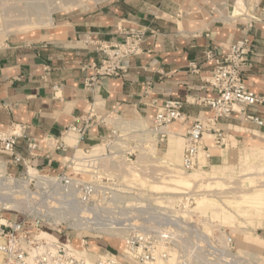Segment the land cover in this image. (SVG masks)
<instances>
[{"label": "built area", "instance_id": "1", "mask_svg": "<svg viewBox=\"0 0 264 264\" xmlns=\"http://www.w3.org/2000/svg\"><path fill=\"white\" fill-rule=\"evenodd\" d=\"M124 35L122 42L93 44L99 61L91 65L89 90L103 78L121 76L125 60L140 54L144 31L134 28ZM254 54L248 38L231 44L226 52L207 51L214 70L205 84L216 96L200 103L213 115L195 120L186 132L185 172L196 169L201 149L210 157L206 134L214 137L216 146H228L227 134L218 127L222 120L237 115L261 123L248 113L262 103L245 82ZM183 109V101L165 100L152 122L145 123L98 115L92 108L67 133L83 136L93 125L107 127L111 122L108 134L88 147L76 145L58 173L34 167L17 146L26 138L34 159L43 156L44 147L66 151L65 144L45 139L41 145L27 137L20 124L0 133V152L9 157L0 162V264H262L258 256L239 248L227 226L198 209L199 192L186 190L179 196L148 192L133 182L132 167L124 166L136 162L150 146L165 144L170 126L186 121ZM10 164L23 166L24 171L12 172ZM20 203L27 206V214L19 212ZM5 211L14 216L2 215ZM113 240L122 247H114ZM92 243L98 253L90 250Z\"/></svg>", "mask_w": 264, "mask_h": 264}, {"label": "crops", "instance_id": "2", "mask_svg": "<svg viewBox=\"0 0 264 264\" xmlns=\"http://www.w3.org/2000/svg\"><path fill=\"white\" fill-rule=\"evenodd\" d=\"M240 1L247 12L235 16ZM134 28L145 33L140 54L125 60L121 76L103 78L89 90L91 65L99 61L93 44L122 42ZM245 38L255 53L245 82L262 100L248 113L261 123L235 115L218 127L231 146L233 138L240 147L249 143L264 151V0H102L52 17L50 26L32 36L0 45V133L20 124L41 145L45 139L65 144L66 151L44 147L34 159L26 138L17 146L34 167L58 173L76 145L88 147L108 134L111 122L93 125L83 136L67 133L92 108L98 115L151 123L165 100L176 99L184 102L186 121L170 126L166 157L173 158L193 122L213 115L200 103L216 96L205 84L214 70L207 51L226 52ZM9 170L24 168L10 164Z\"/></svg>", "mask_w": 264, "mask_h": 264}, {"label": "rangeland", "instance_id": "3", "mask_svg": "<svg viewBox=\"0 0 264 264\" xmlns=\"http://www.w3.org/2000/svg\"><path fill=\"white\" fill-rule=\"evenodd\" d=\"M96 1L102 0H0V45L2 46L12 41L28 38L36 32L50 26L49 19L51 16L54 18L61 14L71 13ZM246 12L247 9L245 8L243 13L245 14ZM231 140L232 146L231 143H228L226 147H219L214 144L213 136L205 135L204 143L210 147V157L208 158L207 153L200 152L199 164L192 172L199 174L205 171L211 175L214 172H218L224 175H219L222 180L224 179L223 182L222 180L220 182H215V180L209 181L212 183L215 182L212 186L214 187L212 188L213 191L211 192L206 191L205 187L199 186L198 188L197 185L188 187L191 189H172L161 183L166 177L169 178V176L171 177L173 174L178 175L181 173L185 175L184 173H187L186 175H188L192 173L185 172L182 169V154L185 146L184 139L182 140L179 152L174 153L173 158L166 157L169 148L165 144L159 147L150 146L148 149L144 150L142 154H138L139 156L136 162L132 165L124 164V166L133 167V182L140 186L141 189L143 188L154 194H159L157 192L167 193L162 194L164 196H170V194H176L172 196H179L178 194L189 190L199 192L200 195L206 193L215 196L216 194L217 199L223 200L229 197L252 195L258 191L264 190V175H261L258 169L263 163L261 160L262 158L258 157L262 149L249 143H245L244 147H240L233 138H231ZM231 155L235 156V158L232 157L231 159ZM5 156V154L0 152V162L5 163L7 160ZM169 163H172L179 170L177 168V170L172 169ZM215 165L218 167H214ZM243 173H248V175L245 174L243 176ZM210 174L201 176V178L204 176V179H202L203 183L208 184V180L206 181V179L211 176ZM20 206L21 207L18 208L19 212L27 214V206L23 203H20ZM9 208L12 209L15 208V206L9 205ZM200 210L211 214L209 210ZM249 211L248 218L247 216L244 217V215H238L236 218L237 220H234L232 223H224V221L218 222L230 229L231 235L236 239L240 249L258 256L262 264H264V245L255 241L256 235L264 239V203L249 208ZM2 215L14 216L10 211L2 212ZM73 235L76 236L77 234L73 233ZM111 243L114 247L121 248V244ZM90 250L98 253L96 248H91Z\"/></svg>", "mask_w": 264, "mask_h": 264}, {"label": "bare ground", "instance_id": "4", "mask_svg": "<svg viewBox=\"0 0 264 264\" xmlns=\"http://www.w3.org/2000/svg\"><path fill=\"white\" fill-rule=\"evenodd\" d=\"M236 5L237 6H235L234 15L235 16H239L241 14H244L243 11L246 8L244 2L240 1ZM51 21H52V16L49 19V24L51 23ZM207 135L212 137V135H210V134H207ZM166 143H167V141H166ZM80 152L81 151L79 150L78 154H80ZM258 157L262 158L261 160L263 162L258 167V169H259L261 175L262 174L264 175V151L259 152ZM170 165L172 166V169H175V170L178 169L172 163ZM202 167H204V166H202ZM252 169H254V168H252ZM257 173H259V172H257ZM184 174L185 175H183L181 173H179L178 175L177 174H173L175 176L172 175L171 177L169 176V178L166 177L161 183L171 187L172 189H181V188L187 189L188 187H193V186L197 185L198 188H199V186L200 187H205L206 191L211 192V191H213L212 188H214V187H212L213 184L215 182H220L222 180V178L220 176H224L221 173H213L211 175L210 173H206L205 171H203V173L201 172L199 174H196L194 172H192V173H190L188 175H186L187 173H184ZM209 174L211 176H209L208 179L205 178L206 181L208 180V184L203 183L202 179H204V176H203V178H201V176L202 175H209ZM245 174L248 175V173H243V176ZM211 180H213V181L215 180V182L214 183L209 182ZM223 180H222V182H223ZM188 189H191V188H188ZM222 190H223V188H222ZM157 193H159L161 195L162 194H167V193H164V192H157ZM248 193H249V190H248ZM172 195H176V194H170V196H172ZM262 203H264V190L258 191V192L254 193L252 195H241L240 197L239 196L238 197H229V198H225L223 200H221V199L219 200V198L217 199L216 198V194L214 196L213 194H206L205 193V194H202L201 197H199V199H198V209L209 210L211 212L212 218L214 220H216V221H224V223L225 222L226 223H228V222L232 223L234 220H237L236 218H237L238 215H244V217L247 216V218H248V213L250 212L249 208H253V207H255V205L262 204ZM260 211H261V209H260ZM255 241H257L259 244L264 245V239L261 238L259 235L255 236ZM112 242L121 244L120 246L122 247V243L120 241L113 240ZM95 247H96L95 243H92L91 248H95ZM0 262H1V258H0Z\"/></svg>", "mask_w": 264, "mask_h": 264}]
</instances>
